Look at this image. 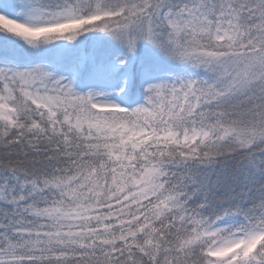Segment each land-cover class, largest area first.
Instances as JSON below:
<instances>
[{
    "label": "snow or ice",
    "instance_id": "snow-or-ice-1",
    "mask_svg": "<svg viewBox=\"0 0 264 264\" xmlns=\"http://www.w3.org/2000/svg\"><path fill=\"white\" fill-rule=\"evenodd\" d=\"M0 264H264V0H0Z\"/></svg>",
    "mask_w": 264,
    "mask_h": 264
}]
</instances>
